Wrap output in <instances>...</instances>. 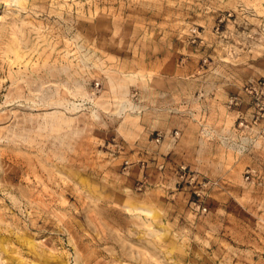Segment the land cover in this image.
I'll list each match as a JSON object with an SVG mask.
<instances>
[{"label": "rangeland", "instance_id": "374dc122", "mask_svg": "<svg viewBox=\"0 0 264 264\" xmlns=\"http://www.w3.org/2000/svg\"><path fill=\"white\" fill-rule=\"evenodd\" d=\"M260 82L264 0H0V264H264Z\"/></svg>", "mask_w": 264, "mask_h": 264}, {"label": "built area", "instance_id": "2783aa9c", "mask_svg": "<svg viewBox=\"0 0 264 264\" xmlns=\"http://www.w3.org/2000/svg\"><path fill=\"white\" fill-rule=\"evenodd\" d=\"M247 91L252 97V105L254 108V113L252 115L253 123L264 122V82L251 86ZM241 123L243 124L244 122L242 121ZM156 140L160 141V136H158ZM182 169L184 170L182 176H185L186 167L183 166ZM249 177L250 175L248 174L247 178ZM199 208H201V204H199ZM202 209L203 211H206L207 207L203 206Z\"/></svg>", "mask_w": 264, "mask_h": 264}]
</instances>
